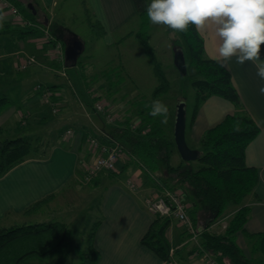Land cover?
<instances>
[{
  "label": "crops",
  "instance_id": "0c3cea01",
  "mask_svg": "<svg viewBox=\"0 0 264 264\" xmlns=\"http://www.w3.org/2000/svg\"><path fill=\"white\" fill-rule=\"evenodd\" d=\"M16 1V5L30 8L36 18L35 21L31 20L21 10L22 18H18L7 7L0 6V17H3L0 20V37H3L0 39V68L3 70L7 68L9 63L7 60L13 63L17 57L24 59L34 55L36 61L33 63L37 67L35 72H43L44 69L55 71L65 57L59 59L52 54L55 52L54 44H59L64 55L60 34L50 29L53 20L49 15V9L56 0ZM87 1L91 10L102 22L105 28L103 36L107 37L109 42H114L112 31L120 28L137 14L133 0ZM41 15L43 19H39ZM45 29L55 41H49L50 37H45ZM130 30L132 29L122 34L123 39L134 34L128 33ZM200 32L207 55L221 61L218 54L219 38L216 35V26L210 20ZM261 59L264 60L262 52ZM225 66L231 73L232 82L243 102V108L260 127L259 133L245 149V163L257 168L258 179L253 191L244 198V203L249 206V214L244 226L249 231L264 232V95L259 92L264 86V80L258 77L257 69L251 61L240 65L235 62L234 57ZM44 83L54 85L56 94L60 93L56 84L45 81ZM29 93L23 103L30 106L32 123L42 124L48 120L46 116L49 117L46 111L51 113L52 110L41 103L37 91L33 94ZM56 101L59 102V108L57 114H52L55 117L51 119H58L57 121L62 123L59 126L60 130L45 145L46 154L29 156L0 175V225L30 224L32 222L27 221L33 218L41 219L35 222L60 220L67 223L71 235L72 218L75 220L79 211L93 209L92 205L95 203V212L90 214L91 220L89 219L90 225L94 220H99L92 239V245L98 253V259L94 264H169L168 259H162L141 241L153 220V213L147 208L144 198L158 189L145 173L140 171L136 163L128 162L129 156L123 152L120 154L114 173L100 171L89 181L83 177L86 165L94 158L87 136L105 134V131H110L113 127L110 125L112 122L98 111L89 112L83 107L82 112L75 109L71 102L62 101L61 98L59 100L58 97ZM17 108V104L11 100V103L0 113V127L17 122L20 116L29 118L30 115L26 114L18 117ZM236 110L234 104L223 96L213 94L205 98L198 105L192 124L187 126L186 120L187 144L196 148L191 143H198L208 128L216 125L226 114ZM67 128H71L72 132L64 134ZM125 168L138 178L139 185L136 190H131L127 185V178L130 175L124 178L120 176ZM49 194L53 196L38 209L24 212L27 207ZM82 197L88 199L87 205H81L84 200ZM69 205L71 209L67 208ZM65 216L66 219H63ZM198 216L197 224H204L201 221V211H198ZM226 217L214 221L211 228L217 229L215 226L218 227L217 224L226 222ZM184 228V225L175 218H171L166 228V235L174 249L170 260L173 264H209L206 262L205 253L198 247L194 248L195 243L189 240ZM86 235L85 248L89 242L88 233ZM237 241L243 249H247L245 237L241 232L237 234ZM71 245L72 243L68 248ZM258 264H264V261Z\"/></svg>",
  "mask_w": 264,
  "mask_h": 264
},
{
  "label": "trees",
  "instance_id": "16d2710c",
  "mask_svg": "<svg viewBox=\"0 0 264 264\" xmlns=\"http://www.w3.org/2000/svg\"><path fill=\"white\" fill-rule=\"evenodd\" d=\"M12 1L17 3L16 0ZM81 1L90 29L96 37H102L105 33L102 22L91 10L88 1ZM133 2L143 25L149 21L146 8L151 0ZM18 7L24 15L35 21L36 15L30 8L24 5ZM128 33H134L143 45L157 78V85L150 96L153 101L169 89L170 81L149 41L150 34L147 29L140 25L138 29ZM53 40L55 41L54 38L49 39ZM176 43L183 51L186 73L195 90V103L187 126L192 124L198 105L210 95L223 96L237 108L201 136L200 142L206 146V150L199 152L197 157L201 165L194 167L189 163H171L172 152L177 150L174 135L168 133L155 117L148 114L150 109L139 107V123H133L130 117H126L119 120L110 131L98 136L109 140L107 134L119 142L123 152L129 156L128 162L136 163L157 189L182 191L183 197L189 203L188 214L193 224L200 228L201 252H207L219 264H258L264 261V232L245 228L249 206L244 203V198L253 191L258 179L257 168L245 163V149L259 133L260 127L243 108L229 69L205 52L201 32L194 26L189 27L186 32H177ZM262 53L264 54V49ZM48 86L55 90L54 85ZM53 98L56 100L57 95L54 94ZM10 103V97L0 93V113ZM45 145L33 142L25 135L0 138V175L29 156L45 155ZM52 196L53 194H49L37 200L24 212L38 209ZM229 208L231 210L227 212ZM198 211H201V221L204 223L202 225L196 222L199 219ZM225 216L228 219L223 229L211 228L214 221ZM170 220L169 216L153 213V220L141 238L143 244L165 260L171 258L170 249H173L166 235ZM98 223L99 220L91 223L88 245L80 254V260L74 264H94L97 261L98 253L92 245V239ZM239 232L245 237L247 249H243L237 241ZM70 243L69 226L60 220L0 226V264H27L34 259H49L66 252Z\"/></svg>",
  "mask_w": 264,
  "mask_h": 264
},
{
  "label": "rangeland",
  "instance_id": "374dc122",
  "mask_svg": "<svg viewBox=\"0 0 264 264\" xmlns=\"http://www.w3.org/2000/svg\"><path fill=\"white\" fill-rule=\"evenodd\" d=\"M49 15L53 20L50 29L60 34L64 47V42L76 38L81 41L82 49L77 57V62L71 63L68 60L65 62L64 57V61L58 64L57 71L44 69L43 72H35L37 67L34 63L29 64L24 70H18L17 64L23 60V57H17L13 63L7 60L9 62L7 68L5 70L0 68V93L7 94L17 104L18 117L22 114L30 115V106L23 102L28 98L29 92V94H33L37 91L35 88L37 83L47 84L44 83L45 81L56 84L60 89L58 94L53 90L59 100L61 98L62 101L71 102L75 109L82 112L83 107L89 112H93L95 102L98 99L103 100L107 109L100 113L104 116L107 114L115 116L110 124L112 126L126 117H130L133 123H139L140 117L138 118L137 111L139 107L150 109L149 106L152 102L150 96L157 85V78L140 41L134 34H130L125 39H123L122 34L128 29L136 30L141 25L143 29L146 28L149 32V41L154 47L161 67L170 81L169 89L155 99L162 101L168 107V122L167 124L161 123L163 117H155V119L168 133L174 135L175 117L179 105L182 104L188 121L195 103V90L186 73L187 69L184 74H181L173 62L174 51L179 48L178 43H176L177 32H173L165 26L153 25L150 21L142 25L140 22L141 16L139 17L136 14L120 28L112 31L114 42H109L107 37H96L90 29L81 0H56V3L49 9ZM39 19H43V16L41 15ZM2 38L0 37V39ZM54 53L52 52V54ZM19 79H21V82ZM41 103L43 102L41 101ZM58 108L59 102L55 112L46 111L49 117L46 116L48 120L42 124L32 123L31 115L26 119L24 116H20L17 122L1 126L0 138L23 134L30 137L33 142L48 144L51 138L60 130L59 126L62 123L57 121L58 119H51L53 113L57 114ZM92 135L98 136L97 134ZM191 144L195 145L199 152L206 150V146L200 141ZM180 162H183L184 165L189 163L194 167L201 165L199 159L184 160L179 152L174 150L171 155V163L177 164ZM126 175H131L128 168H125L120 174L121 178ZM82 200L81 205L88 204V199L82 197ZM92 206L93 209L91 210L79 211L75 216V220L72 218L70 223L72 245L70 248H68V245L69 251H66L67 254L56 255L45 260L34 259L27 264H74L79 261L81 251L84 250L86 245V234L91 220L90 214L95 212V203ZM67 208L71 209L70 205ZM230 210L229 208L227 212ZM227 215L229 214L227 213ZM63 219H66V216ZM37 220L41 219L33 218L27 222L33 223ZM222 223L217 224L218 227L215 226V228L217 230L223 229ZM184 231L186 232V230ZM186 235L190 240L188 233ZM194 243V248L198 247L199 235Z\"/></svg>",
  "mask_w": 264,
  "mask_h": 264
},
{
  "label": "clouds",
  "instance_id": "9594fccd",
  "mask_svg": "<svg viewBox=\"0 0 264 264\" xmlns=\"http://www.w3.org/2000/svg\"><path fill=\"white\" fill-rule=\"evenodd\" d=\"M146 13L153 25L173 32H186L191 26L200 31L211 20L219 38L222 66L234 57L240 65L251 61L264 80V0H151ZM259 92L264 95V86ZM149 107L150 116L163 117L161 123L167 124L169 109L162 101L153 100Z\"/></svg>",
  "mask_w": 264,
  "mask_h": 264
},
{
  "label": "built area",
  "instance_id": "2783aa9c",
  "mask_svg": "<svg viewBox=\"0 0 264 264\" xmlns=\"http://www.w3.org/2000/svg\"><path fill=\"white\" fill-rule=\"evenodd\" d=\"M0 6L7 7L11 12H13L18 18H22L19 7L12 0H0ZM45 37L51 38L50 33L45 29ZM55 56L59 59L63 58V50L59 44L55 45ZM36 61L34 55H29L17 64L18 70H24L29 64ZM37 92L39 93L40 99L43 103L49 105L53 112L56 111L58 102L53 98L54 91L47 84L37 83L35 85ZM95 110L98 112H103L107 109L106 104L103 100L98 99L95 102ZM105 118L109 121H113L115 116L113 114L105 115ZM72 129H65L64 134L71 133ZM106 136L109 140H103L99 136L88 135L87 141L93 152L94 158L89 162L83 173V177L86 181L92 179L100 171H115L117 167V162L119 160L120 154L123 153V148L119 142L112 139L107 134ZM138 178L134 175H130L127 178V185L131 190H136L138 188L139 182ZM144 202L153 213H157L162 216H169L171 218L177 219L180 223L184 225V229L188 233L191 240L196 241L200 232L199 226L193 224L189 214L188 208L189 203L185 200L182 195V191L163 188L162 190H155L144 198ZM226 222L222 223V227H225ZM200 245H198V248ZM173 249H170V255L173 254ZM205 253L206 262L209 264H219L212 256L207 252ZM169 264H173V261L168 259Z\"/></svg>",
  "mask_w": 264,
  "mask_h": 264
},
{
  "label": "water",
  "instance_id": "95a60500",
  "mask_svg": "<svg viewBox=\"0 0 264 264\" xmlns=\"http://www.w3.org/2000/svg\"><path fill=\"white\" fill-rule=\"evenodd\" d=\"M82 49L80 40L75 39L72 43H66L64 47L65 59L75 63L77 57ZM173 62L181 74L186 72V62L182 49L179 47L175 49ZM186 115L182 104L179 105L174 122V141L177 151L184 160H192L198 157L199 151L191 148L185 139Z\"/></svg>",
  "mask_w": 264,
  "mask_h": 264
},
{
  "label": "flooded vegetation",
  "instance_id": "af4514ba",
  "mask_svg": "<svg viewBox=\"0 0 264 264\" xmlns=\"http://www.w3.org/2000/svg\"><path fill=\"white\" fill-rule=\"evenodd\" d=\"M76 38L72 39L71 41H68L67 43H72Z\"/></svg>",
  "mask_w": 264,
  "mask_h": 264
}]
</instances>
